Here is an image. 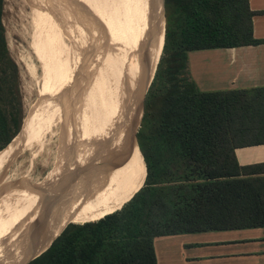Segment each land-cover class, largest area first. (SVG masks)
Returning <instances> with one entry per match:
<instances>
[{
  "label": "trees",
  "instance_id": "16d2710c",
  "mask_svg": "<svg viewBox=\"0 0 264 264\" xmlns=\"http://www.w3.org/2000/svg\"><path fill=\"white\" fill-rule=\"evenodd\" d=\"M3 6L0 0V163L22 120ZM254 14L248 0H165L164 43L133 133L135 191L96 220L62 223L16 248L21 237L13 238L0 252L10 255L5 264L35 255L26 264H156L157 236L264 227V179L247 177L252 172L234 153L264 143V86L203 91L188 71L190 51L263 43L253 35Z\"/></svg>",
  "mask_w": 264,
  "mask_h": 264
},
{
  "label": "bare ground",
  "instance_id": "6f19581e",
  "mask_svg": "<svg viewBox=\"0 0 264 264\" xmlns=\"http://www.w3.org/2000/svg\"><path fill=\"white\" fill-rule=\"evenodd\" d=\"M108 7L113 9L107 21L113 42L109 56L101 58L100 76L97 78V75L94 83L86 80L77 87L67 84L64 94L52 95L48 86L50 69L66 67L67 71L69 66L78 63V50L76 54H66L72 51L70 45L65 55L51 58L45 42L38 41L42 38L36 33L33 36L34 54L41 69L38 99L23 119L17 143L1 161L0 171L24 150L36 147L41 150L44 137L61 119L59 146L52 168L40 182L21 179L10 186H0V247L11 238L18 222L12 223L18 217L22 220L46 178L51 180V186L35 220V228L40 226L44 230L24 235L15 248L24 238L62 223H82L109 214L119 209L135 191L138 168L132 136L139 124L143 94L163 47V0H110ZM58 40L54 43L56 55L64 51L65 45ZM81 66L75 71L82 72L80 77L87 79ZM75 71L69 72V76L73 78ZM80 127L81 131L77 129ZM144 177L145 171L143 181ZM56 222L61 223L52 226Z\"/></svg>",
  "mask_w": 264,
  "mask_h": 264
},
{
  "label": "rangeland",
  "instance_id": "374dc122",
  "mask_svg": "<svg viewBox=\"0 0 264 264\" xmlns=\"http://www.w3.org/2000/svg\"><path fill=\"white\" fill-rule=\"evenodd\" d=\"M108 1L110 0H4L2 20L5 27L9 55L18 67L17 87L19 88L22 103L20 129L27 112L32 104L35 103V100L38 99V85L41 81V69L34 54L32 44L35 33L39 38H42L38 39V41L45 42V49L48 51L51 58L65 55L66 48L70 47V45L72 46V51L66 54H76L78 50L76 57H80L76 60V63H78L69 66L67 71L65 70L66 67L57 68L59 70L55 67L50 69L48 86L51 88L52 95L54 94L57 97L60 94H64L62 91L64 87L68 85L70 87H77L78 84H82L86 80L94 83L97 75V78L100 76L101 58H107L109 56L110 44L113 42L110 40L111 32L107 23L109 20L108 15L112 13L113 9L108 7ZM91 2L93 3L92 5ZM114 9L116 10V8ZM38 28L42 29L47 35L43 34ZM60 37H62V39H60ZM58 38L61 42L63 41L65 45H63L64 51L56 55L57 46L54 45V43ZM78 41H80L79 44ZM82 64L86 71L85 76L87 79L80 77L82 72L79 73V71H75L78 68V70H80ZM71 71H75L73 78L71 76ZM188 71L189 76H191L189 69ZM188 71L186 72L188 73ZM63 72L66 73V75ZM69 72H71L70 76ZM55 73H58L59 76L55 75ZM59 81L60 83H58ZM65 81L66 83H64ZM55 89L56 91L58 90L57 92L59 93H57ZM87 96L91 98L89 95ZM55 101L57 102V98ZM87 115L89 116V114ZM87 115H85V117H87ZM60 122H62L61 119L54 129L52 128L44 137L45 143L41 147V150L38 147L24 150L14 158L12 163L9 164L5 170L2 169L0 171V186L3 184L10 186L21 179L29 180L32 183L40 182L43 179L45 174L52 168L55 156L58 152L59 128H61ZM138 127L139 124L135 129L136 131ZM77 129L81 131V127ZM18 137L19 134L17 133L9 143L10 152L14 149ZM137 168L138 181L135 185V189L141 176L138 165ZM50 186L51 180L46 178L40 190L37 192V196L29 203L22 220L18 217L12 223L13 225L15 222H18L11 238H9L4 246L0 247V252L13 238L44 230L41 229L40 226L35 228V220L37 219L42 201L45 199L46 195H48L47 190L49 191ZM2 256L3 258H1ZM1 257L0 264H5L10 255L6 253L4 256V253H2Z\"/></svg>",
  "mask_w": 264,
  "mask_h": 264
},
{
  "label": "crops",
  "instance_id": "0c3cea01",
  "mask_svg": "<svg viewBox=\"0 0 264 264\" xmlns=\"http://www.w3.org/2000/svg\"><path fill=\"white\" fill-rule=\"evenodd\" d=\"M248 4L255 11L253 35L264 39V0ZM188 69L203 91L264 86V42L190 51ZM234 153L252 172L247 177L264 179V143L237 146ZM153 246L156 264H264V227L157 236Z\"/></svg>",
  "mask_w": 264,
  "mask_h": 264
},
{
  "label": "water",
  "instance_id": "95a60500",
  "mask_svg": "<svg viewBox=\"0 0 264 264\" xmlns=\"http://www.w3.org/2000/svg\"><path fill=\"white\" fill-rule=\"evenodd\" d=\"M163 17H164V20H165V0H163ZM164 35H165V21H164ZM163 43H164V41H163ZM161 55V54H160ZM159 58H160V56H159ZM158 61H159V59H158ZM158 61H157V63H158ZM155 70H156V68H155ZM154 73H155V71H154ZM154 73H153V76H152V78H151V80H150V82H149V84H148V86H147V88H146V90H145V93L143 94V99L145 98V94H146V92H147V90H148V87H149V85H150V83H151V81H152V79H153V77H154ZM142 99V113H141V117H142V114H143V106H144V100ZM141 117H140V121H141ZM140 121H139V124H140ZM19 132H20V130H19ZM19 132H18V134H19ZM17 135V134H16ZM15 137V136H14ZM135 138H136V134H135ZM12 141V140H11ZM10 141V142H11ZM136 141H137V139H136ZM137 146H138V144H137ZM140 151V150H139ZM141 153V152H140ZM142 155V154H141ZM143 158V157H142ZM144 161V160H143ZM145 164V163H144ZM145 170H146V167H145ZM146 174V173H145ZM145 179V178H144ZM144 182V181H143ZM142 186V185H141ZM69 223H74V222H69ZM68 224V223H67ZM66 226V225H65ZM52 242V241H51ZM50 242V243H51ZM49 246V245H48ZM45 250V249H44ZM43 250V251H44ZM42 251V252H43ZM40 254V253H39ZM38 254V255H39ZM37 255H35V256H33V257H31L29 260H27L24 264H26L28 261H30L31 259H33L34 257H36Z\"/></svg>",
  "mask_w": 264,
  "mask_h": 264
}]
</instances>
